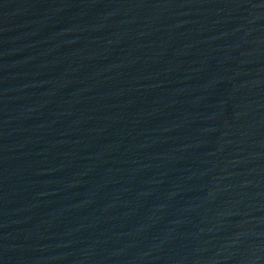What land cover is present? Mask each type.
Instances as JSON below:
<instances>
[{
    "label": "water",
    "instance_id": "obj_1",
    "mask_svg": "<svg viewBox=\"0 0 264 264\" xmlns=\"http://www.w3.org/2000/svg\"><path fill=\"white\" fill-rule=\"evenodd\" d=\"M0 264H264V0H0Z\"/></svg>",
    "mask_w": 264,
    "mask_h": 264
}]
</instances>
